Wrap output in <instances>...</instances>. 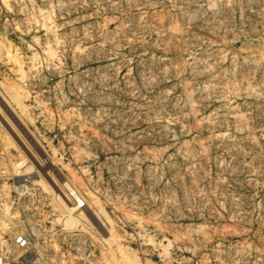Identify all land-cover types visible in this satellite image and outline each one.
Wrapping results in <instances>:
<instances>
[{"label": "rangeland", "instance_id": "374dc122", "mask_svg": "<svg viewBox=\"0 0 264 264\" xmlns=\"http://www.w3.org/2000/svg\"><path fill=\"white\" fill-rule=\"evenodd\" d=\"M15 229L35 264H264V0H0Z\"/></svg>", "mask_w": 264, "mask_h": 264}, {"label": "built area", "instance_id": "2783aa9c", "mask_svg": "<svg viewBox=\"0 0 264 264\" xmlns=\"http://www.w3.org/2000/svg\"><path fill=\"white\" fill-rule=\"evenodd\" d=\"M61 186L70 206L76 211L85 208L84 198L71 184L63 182ZM35 250L31 236L24 231L0 233V264H35Z\"/></svg>", "mask_w": 264, "mask_h": 264}, {"label": "bare ground", "instance_id": "6f19581e", "mask_svg": "<svg viewBox=\"0 0 264 264\" xmlns=\"http://www.w3.org/2000/svg\"><path fill=\"white\" fill-rule=\"evenodd\" d=\"M58 199L60 201L61 211L65 217L63 224L66 228H72L76 224L74 218V213L76 210L74 207L67 205L62 199H60V197H58Z\"/></svg>", "mask_w": 264, "mask_h": 264}]
</instances>
